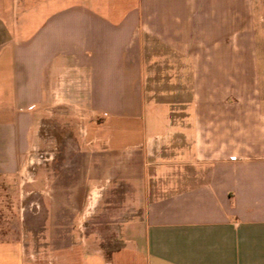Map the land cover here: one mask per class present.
Instances as JSON below:
<instances>
[{"label":"crops","instance_id":"obj_1","mask_svg":"<svg viewBox=\"0 0 264 264\" xmlns=\"http://www.w3.org/2000/svg\"><path fill=\"white\" fill-rule=\"evenodd\" d=\"M258 6L0 0V181L35 209L0 264H264ZM160 78L183 117L146 100ZM50 118L67 157L34 166Z\"/></svg>","mask_w":264,"mask_h":264},{"label":"rangeland","instance_id":"obj_2","mask_svg":"<svg viewBox=\"0 0 264 264\" xmlns=\"http://www.w3.org/2000/svg\"><path fill=\"white\" fill-rule=\"evenodd\" d=\"M259 6L257 8V23H256V49H255V59H259V66L262 71V84L264 88V0H258ZM144 67L147 68V59H143ZM163 65V64H162ZM163 68V66H161ZM161 68V71H162ZM146 82V81H145ZM147 84V83H146ZM150 89L148 90V85L145 89L146 100L149 98L156 99L157 103L165 105L167 111H171L172 119H179L184 116V109L181 107V97L175 95V91L178 87V83L174 81L165 80L160 78L156 81V88H154V81H150ZM174 93V94H171ZM190 98V97H188ZM263 101H264V89H263ZM64 115V113H60ZM95 119H101L103 116L100 113H95L93 115ZM146 120H151V114L146 113ZM67 125L61 121L52 120V118L45 120L44 122V133L46 135H54L55 141L48 142L43 145L38 155V160L34 161V166H50L54 163L57 158V154L67 157V151L69 149V144L66 141V136L68 133ZM72 132V130H71ZM64 154V155H63ZM62 155V156H61ZM63 163H67V160H63ZM11 187V185L5 186V184L0 181V240L4 239L9 231H16L21 226L16 223L18 215H33L35 209L31 204V207H27L26 203H31L26 199L20 210V202L18 194ZM32 196V195H30ZM33 197V196H32ZM35 198V197H34ZM26 206V207H25ZM24 208V209H23ZM44 214V213H39Z\"/></svg>","mask_w":264,"mask_h":264}]
</instances>
